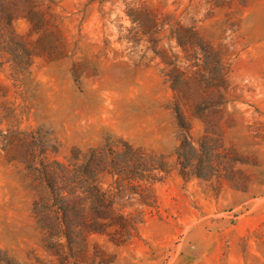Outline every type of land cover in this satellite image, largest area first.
<instances>
[{
	"label": "rangeland",
	"instance_id": "1",
	"mask_svg": "<svg viewBox=\"0 0 264 264\" xmlns=\"http://www.w3.org/2000/svg\"><path fill=\"white\" fill-rule=\"evenodd\" d=\"M55 2L44 30L13 24L31 66L0 67L6 264H264V0ZM146 10L158 20L153 30ZM208 52L218 71H201ZM175 69L203 86L193 94L201 104L183 110L198 149L190 159L205 168L188 180ZM123 144L156 168L151 205L127 210L143 211L130 235L91 234L83 251L70 248L52 232L42 168L82 164L95 149L108 157ZM111 180L103 176L104 188Z\"/></svg>",
	"mask_w": 264,
	"mask_h": 264
},
{
	"label": "trees",
	"instance_id": "2",
	"mask_svg": "<svg viewBox=\"0 0 264 264\" xmlns=\"http://www.w3.org/2000/svg\"><path fill=\"white\" fill-rule=\"evenodd\" d=\"M55 3V0H0V67L4 64L21 68L31 66L34 54L23 37L16 34L13 24L19 19H25L32 32L44 30L49 22V10ZM146 15L149 29L153 30L158 20L153 11L146 10ZM141 26L142 22L138 27L142 29ZM177 31L184 29L179 27L175 33ZM186 49L189 53L187 45ZM207 54L201 71H218L217 64L207 61L212 52ZM173 73L176 85L174 111L183 133L178 149V158L184 162L181 164L180 175L188 180L190 169L202 171L205 168H201L203 162L193 164L192 158L190 159V154L195 156L198 149L193 146L190 123L183 110L190 111L201 104L193 94L202 93L203 86L195 80L191 84L190 77L183 75L180 69H175ZM178 76L182 77L181 82ZM202 139L207 140L205 137ZM212 158L210 156L208 160L213 162ZM149 161L150 158L143 149L123 144L122 150L110 148L108 157L97 149L92 150L89 160L82 164L53 162L44 165L41 175L53 194L57 217L55 221H58V224L52 225L54 236H63L70 248L73 245L81 246L83 251L91 234L110 231L119 237L130 235V231L135 230L136 225L142 222L143 211L127 210L137 201L148 207L153 200L151 186L157 180L156 168ZM210 167L214 170L213 165ZM103 176H110L112 179L106 188L103 186ZM3 263H7V257L0 250V264Z\"/></svg>",
	"mask_w": 264,
	"mask_h": 264
}]
</instances>
